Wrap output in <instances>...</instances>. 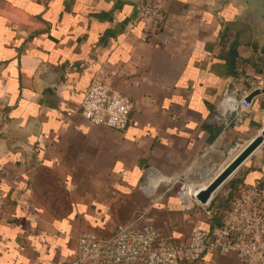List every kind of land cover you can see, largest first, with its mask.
<instances>
[{
  "label": "crops",
  "instance_id": "crops-1",
  "mask_svg": "<svg viewBox=\"0 0 264 264\" xmlns=\"http://www.w3.org/2000/svg\"><path fill=\"white\" fill-rule=\"evenodd\" d=\"M141 1L0 0V264H69L81 233L137 217L177 243L218 223L225 196L187 207L172 184L206 180L201 163L264 125V94L239 124L211 120L227 85L264 87V31L224 0H164L152 33ZM97 76L133 99L126 128L81 114ZM248 160L228 188L264 179V143ZM181 264L242 263L215 252Z\"/></svg>",
  "mask_w": 264,
  "mask_h": 264
},
{
  "label": "built area",
  "instance_id": "built-area-1",
  "mask_svg": "<svg viewBox=\"0 0 264 264\" xmlns=\"http://www.w3.org/2000/svg\"><path fill=\"white\" fill-rule=\"evenodd\" d=\"M163 2H140L137 17L144 21L149 32L154 33L161 27ZM248 92L235 84L227 85L211 120L223 125L224 129L241 123L251 112ZM133 108L131 97L121 93L107 79L97 76L84 92L80 112L92 123L124 129ZM198 181L186 176L175 181L181 183L177 194L187 207L194 204L209 206L215 197L213 195L202 203L197 198L201 184ZM154 182L152 180L153 186L156 185ZM238 186L239 193L222 222L207 229H194L186 242H175L151 224H139L137 217L129 223L119 224L108 236L94 231L81 233L69 264H181L215 252L234 253L242 264H264V179ZM3 203L0 196V209Z\"/></svg>",
  "mask_w": 264,
  "mask_h": 264
},
{
  "label": "water",
  "instance_id": "water-1",
  "mask_svg": "<svg viewBox=\"0 0 264 264\" xmlns=\"http://www.w3.org/2000/svg\"><path fill=\"white\" fill-rule=\"evenodd\" d=\"M224 2L226 4L233 3L240 10L237 13V18L244 20L250 26L254 23L253 18L257 17L259 25H255L254 28L260 33L264 31V0H224ZM261 94H264V87H255L249 91L247 100L252 102L256 96ZM260 129L261 133L257 134L256 139L247 147L244 153L236 161L231 162L228 168L212 181L208 189L198 191L197 198L202 203H206L215 194V188L228 181L234 170L238 166H242L256 152L255 150L261 147L264 143V125Z\"/></svg>",
  "mask_w": 264,
  "mask_h": 264
},
{
  "label": "rangeland",
  "instance_id": "rangeland-1",
  "mask_svg": "<svg viewBox=\"0 0 264 264\" xmlns=\"http://www.w3.org/2000/svg\"><path fill=\"white\" fill-rule=\"evenodd\" d=\"M261 128V127H260ZM261 132V129H259V131L258 132H256V134L255 133H251L248 137H245V138H243V139H240V140H238V141H236L235 143H233V145H231V146H229V147H227V151H226V153H225V155L222 157V159H220L219 161H218V163L214 166V168L212 169V171H211V174L210 175H208L207 174V176L206 177H204L206 180H200V181H198L199 183H203V182H207V181H209V182H211L212 180H213V178H210L212 175H215L219 170H220V168H221V166L223 165V164H225V163H228L229 162V160H230V157H231V154H232V152H236L237 150H239V149H241L243 146H245V145H248V144H250L251 143V141L252 140H254L255 138H256V136H257V134H259ZM233 149V150H232ZM255 151H258V149L257 150H255ZM211 157L210 158H215L214 156H212V155H210ZM253 158V157H252ZM252 158L250 159V160H248L249 162L250 161H252ZM213 161H217V155H216V158L213 160ZM247 161V162H248ZM246 162V163H247ZM248 162V163H249ZM246 163H244L242 166H239V170L237 171H234L233 173H232V176L229 178V180H232V179H236V178H238L239 176H241L242 175V173H243V171H244V168L246 167V165L248 164H246ZM206 171V170H205ZM228 180V181H229ZM228 181H226L223 185H220V186H218V188L216 189V191H215V197H217V196H219V195H221V196H226V194L228 193V191L230 190L229 188H228V184H227V182ZM209 184V183H208ZM172 186H173V190L175 191V192H177L179 189H180V187H181V183L179 184L178 182H175V183H173L172 184ZM160 188H164V186L163 185H161L160 186ZM185 188H187V187H185Z\"/></svg>",
  "mask_w": 264,
  "mask_h": 264
},
{
  "label": "bare ground",
  "instance_id": "bare-ground-1",
  "mask_svg": "<svg viewBox=\"0 0 264 264\" xmlns=\"http://www.w3.org/2000/svg\"><path fill=\"white\" fill-rule=\"evenodd\" d=\"M261 133V132H260ZM256 139V138H255ZM254 139V140H255ZM254 140H252L251 141V143H253V141ZM250 143V144H251ZM250 144H248V145H245V146H243L241 149H239V150H237L236 152H232V154H231V157H230V160H229V162L228 163H225V164H223L222 166H221V168H220V170L215 174V175H212L210 178H213V180L212 181H214L215 179H216V177L217 176H219L223 171H225L227 168H228V166L230 165V163L232 162H234V161H236V159H238L243 153H244V151L247 149V147L250 145ZM233 150V149H232ZM199 174H200V178H204V177H206L207 176V174L208 175H210L211 174V171H212V167L209 165V163L208 164H205V163H201L200 165H199ZM206 170V171H205ZM238 171L239 170V166L234 170V171ZM151 177L154 179V183L155 184H157V182H160V181H162V180H165L164 178L162 179V177H161V175H159V174H157V173H152L151 174ZM212 181L211 182H209V181H207V182H203V183H201L200 184V187H199V189H198V191H202V190H206V189H208V187H209V185L212 183ZM209 183V184H208ZM218 188V187H217ZM217 188H215V189H217ZM214 189V190H215ZM187 195H189V193L187 192L186 193Z\"/></svg>",
  "mask_w": 264,
  "mask_h": 264
},
{
  "label": "trees",
  "instance_id": "trees-1",
  "mask_svg": "<svg viewBox=\"0 0 264 264\" xmlns=\"http://www.w3.org/2000/svg\"><path fill=\"white\" fill-rule=\"evenodd\" d=\"M239 184H250L249 182H247L244 178L241 179V182L237 183V184H231V191L229 193V195L227 196V198L224 200V204L218 206L216 209V213L215 215L219 218L217 219L218 223L216 224H220L222 222V219L226 213V211H228V209L230 208L234 198L236 197V195L239 193ZM217 201V197H215L212 202H211V206L212 204H214Z\"/></svg>",
  "mask_w": 264,
  "mask_h": 264
}]
</instances>
